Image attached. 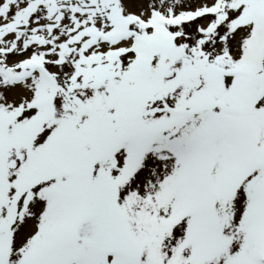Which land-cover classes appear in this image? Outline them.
<instances>
[{
  "label": "snow or ice",
  "instance_id": "6c2138e0",
  "mask_svg": "<svg viewBox=\"0 0 264 264\" xmlns=\"http://www.w3.org/2000/svg\"><path fill=\"white\" fill-rule=\"evenodd\" d=\"M0 264H264V0H0Z\"/></svg>",
  "mask_w": 264,
  "mask_h": 264
}]
</instances>
